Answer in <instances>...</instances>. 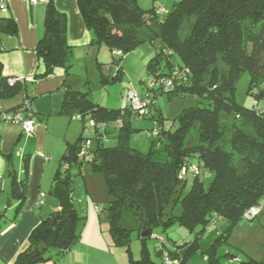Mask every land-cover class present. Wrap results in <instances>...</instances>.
I'll return each instance as SVG.
<instances>
[{"label":"trees","instance_id":"1","mask_svg":"<svg viewBox=\"0 0 264 264\" xmlns=\"http://www.w3.org/2000/svg\"><path fill=\"white\" fill-rule=\"evenodd\" d=\"M78 6L86 27L93 32L92 42L105 44L114 57L120 56L118 72L122 71L119 62L124 54L146 42H161L147 65L153 77L138 92L141 97L152 98L153 113L142 117L155 118L156 99L162 93L170 98L194 95L207 103L201 104L199 100L185 108L178 117L177 130L163 131L168 138L165 161L153 158L154 144L149 152L131 146V118L135 115L129 112L127 102L110 108L93 102L87 93L70 83L73 45L68 37V14L54 0H47L44 33L37 45L40 69L35 78L47 77L56 68H64L61 114L72 117L80 113L82 119L90 115L97 122H105L106 130L120 117L123 125L114 146H99L92 153L90 148L80 156L85 141L83 133L67 144L51 190L60 205L32 229L29 246L11 264H36L50 258H54L52 264H58L80 240L78 222L82 216L73 198L72 170L77 168V174L81 173L88 155L92 156L95 170L103 172L111 195L108 204L111 245L130 244V232L120 222L124 211L139 218L142 232L150 229L148 235L141 232L144 241L156 227L166 230L179 224L192 231L200 227L194 241L170 251L184 262L199 249V238L209 225L221 217L236 223L250 207L259 205L264 193V115L257 113L256 105L247 108L237 103L234 91L238 77L247 71L249 92L256 99L264 93V0H176L171 9L161 12L157 5L143 8L139 0H78ZM4 34L17 35L18 23L12 14L0 10V37ZM170 78L174 79L173 87L166 89L163 80ZM20 90L21 82L10 83L0 61V99L12 97ZM192 129L196 130L197 142L186 144ZM96 132L99 137L102 135L98 129ZM223 139L228 140L231 150L220 144ZM236 154L242 157L243 166L235 164ZM192 158L200 163V170L193 173L190 189L182 194L189 172L181 177V170ZM203 177H210V182L205 184ZM10 194L18 200L19 211L27 196V180L18 179L14 172ZM172 200L180 202L182 211L178 215L171 213L166 219ZM98 206L99 211L105 210ZM226 237L228 234L222 235ZM162 239L165 247L168 240ZM215 245L206 253L209 264H220ZM227 255L239 264H264V259H243L230 251ZM122 264L155 262L144 247L141 258Z\"/></svg>","mask_w":264,"mask_h":264},{"label":"rangeland","instance_id":"2","mask_svg":"<svg viewBox=\"0 0 264 264\" xmlns=\"http://www.w3.org/2000/svg\"><path fill=\"white\" fill-rule=\"evenodd\" d=\"M175 1L139 0L143 8L151 9L157 5L159 11L171 9ZM160 44V41H155L153 44L146 42L124 54L121 62H119L122 65L121 72H118L119 64L117 63L120 56L114 57L107 45L97 43V50L99 49V45H102L100 51L91 53H87L86 48L81 49L79 46V54L73 46V65L70 69L71 74L69 76L70 83L74 88L87 93L89 98L95 103L110 108H118L125 105L127 102V91L136 90L141 93L145 83H148L152 79L153 75L147 70V65L150 58L155 55L157 49L160 47ZM249 76V73L244 71L238 77L239 79L234 90L236 102L247 108H252L255 105L264 108V93L260 99H256L248 90L250 87ZM199 100H202L201 104L207 103L206 99L194 95L170 98L167 93L159 94L154 110L155 118L142 116H133L131 118L132 132L129 139L131 146L149 152L154 144L153 158L157 161H165L167 159L165 146L168 138H165L163 131L168 133L175 132L180 125L178 117L181 112L185 108L196 105ZM68 120L73 126V142L83 133L84 139H91V153L98 150L99 146L116 145L118 142L119 127L123 125V118L120 117L112 121L108 130L102 128L100 130L102 135L99 137V132H96V129L91 125L89 119L73 120L68 115ZM156 128H160L161 134L154 132ZM195 133V129L190 131L185 140L186 144H191V141L193 144L197 142V133ZM227 135L226 133V138H228ZM227 141V139H223L220 141V144L228 150H231L227 146ZM235 157V164L240 166L242 164V157H239L238 154ZM190 164L200 163L195 158H192ZM72 172L74 174L72 184L74 188L73 198L76 202L78 212L82 216L78 222L82 234L84 227L93 222L92 212L94 211L90 207L88 208V206L93 207V203L96 202L105 208L101 214L100 230L106 235L108 242H111L112 236L109 232L108 222V204L111 195L107 189L103 172L95 170L91 155H88L84 160L81 173L77 174V168H73ZM203 179L205 180V184H208L211 180L210 177H203ZM192 181L193 173L189 172L187 174V183L182 194H185L190 189ZM174 197H178V193ZM259 200L260 203L258 206L260 211H258V215L254 219L249 220L242 217L239 221L233 223L231 219L221 217L212 225H209L199 238V249L184 262H182L181 257L170 253V251H175L177 245L194 241L200 227H196L194 231L179 224L171 225L166 230H163L161 227H156L153 229L151 236L144 241L141 238L142 230L139 218L129 211H124L121 215L120 222L130 232V244L128 247L113 245V253L115 255L117 254L118 257L122 256V261L128 263L131 260L141 258L142 251L145 247L155 264H209L206 253L216 243L215 250L216 255L220 258V264H239L233 257L227 255L229 251L232 254L240 255L243 259L253 258L255 260H263L264 212H261L264 210V193ZM181 211L182 207L180 202H174L172 200L167 207V213L164 218L167 219V216L171 213L178 215ZM227 234L229 237H226V239L222 238V235ZM162 237H164V240H168L165 247L162 244ZM166 252L170 253V262L165 261ZM67 253L59 260L62 261L65 256L70 254ZM53 260L54 258H50L46 262L52 264Z\"/></svg>","mask_w":264,"mask_h":264},{"label":"crops","instance_id":"3","mask_svg":"<svg viewBox=\"0 0 264 264\" xmlns=\"http://www.w3.org/2000/svg\"><path fill=\"white\" fill-rule=\"evenodd\" d=\"M8 2V13L18 23V34L0 37V61L5 76L22 78V90L12 97L0 99V113L14 110L29 98L36 119L35 131L31 134L21 124L0 119V264L13 263L18 253L29 246L32 229L60 205L51 193L53 178L67 144L74 140L68 115L60 113L64 100V68H56V72L47 77L35 78L40 69L37 45L44 33L47 0ZM54 3L68 14V37L75 51L79 54L80 46L86 48L87 53L99 52L102 45L97 50L98 45L92 42L93 32L82 19L78 0H54ZM11 172L18 179L27 180V196L19 211L18 200L10 194ZM38 200H42L39 205ZM98 205L95 202L93 207L88 206L94 211L93 222L84 227L80 240L59 263H124L122 256L113 253L111 242L100 230L103 211L98 210Z\"/></svg>","mask_w":264,"mask_h":264},{"label":"built area","instance_id":"4","mask_svg":"<svg viewBox=\"0 0 264 264\" xmlns=\"http://www.w3.org/2000/svg\"><path fill=\"white\" fill-rule=\"evenodd\" d=\"M9 0H0V10L2 12H8L9 11ZM32 3H37L38 1L42 0H31ZM118 52V51H117ZM178 71L176 70L174 73L173 78H175V74H177ZM179 77H182V74H179ZM166 79V81L163 80V85L168 88L173 87V82L174 79ZM22 78L17 77V76H10L9 77V82L14 84L17 81H21ZM153 84V82H151ZM127 104H128V109L129 112L132 115L135 116H143V115H150L152 112V98L151 97H141L138 91L136 90H129L127 91ZM257 113L263 114L264 115V108L263 107H257ZM82 115L80 113L72 115V119L79 120L82 119ZM86 119H89L91 125L95 128L98 129L99 131L104 128H107V124L105 122H97L95 119L91 118L90 115H86ZM0 119H5L9 120L10 122L21 124L24 128V130L31 134L35 131V119H36V114L32 110L31 107V100L29 98L24 99V101L16 107L14 110L11 111H2L0 113ZM118 123V122H117ZM115 124V123H114ZM111 126V125H110ZM156 134L160 132V128H156L154 130ZM91 139L87 138L85 139L84 143L82 144V148L80 150V156L85 155L88 153V150L90 149L91 145ZM200 166L199 164H188L187 166L185 165L182 168L181 172V177L184 176L188 172L196 173L199 172ZM38 205L42 203V200H38L36 202ZM101 210V208H98ZM258 211H260V208L258 205H254L250 207L246 212H244L245 218L251 220L254 219L258 215ZM163 240V239H162ZM165 260L166 262H170L169 254L166 252L165 254ZM59 264V263H58Z\"/></svg>","mask_w":264,"mask_h":264},{"label":"water","instance_id":"5","mask_svg":"<svg viewBox=\"0 0 264 264\" xmlns=\"http://www.w3.org/2000/svg\"><path fill=\"white\" fill-rule=\"evenodd\" d=\"M149 232H150V229H147V230H145V231L142 232V235H148Z\"/></svg>","mask_w":264,"mask_h":264}]
</instances>
